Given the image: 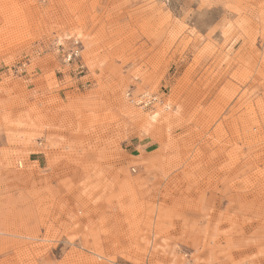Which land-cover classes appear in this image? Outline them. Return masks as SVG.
<instances>
[{
    "label": "rangeland",
    "instance_id": "1",
    "mask_svg": "<svg viewBox=\"0 0 264 264\" xmlns=\"http://www.w3.org/2000/svg\"><path fill=\"white\" fill-rule=\"evenodd\" d=\"M0 264H264V0H0Z\"/></svg>",
    "mask_w": 264,
    "mask_h": 264
},
{
    "label": "built area",
    "instance_id": "2",
    "mask_svg": "<svg viewBox=\"0 0 264 264\" xmlns=\"http://www.w3.org/2000/svg\"><path fill=\"white\" fill-rule=\"evenodd\" d=\"M71 43V47L67 50H64L63 47L58 48V50H62L61 58L64 63L76 62L79 58H81V42L79 41V39H72ZM133 100L136 101L139 105L148 106L156 100V97L141 94Z\"/></svg>",
    "mask_w": 264,
    "mask_h": 264
},
{
    "label": "bare ground",
    "instance_id": "3",
    "mask_svg": "<svg viewBox=\"0 0 264 264\" xmlns=\"http://www.w3.org/2000/svg\"><path fill=\"white\" fill-rule=\"evenodd\" d=\"M79 35V32H78V34H77V36ZM159 109V108H158ZM160 111H158L157 109H154L153 111H151L149 114H148V117L146 118V117H144V119L146 120V128L147 127H149V125H150V123H152L154 120H155V118H157V115H158V113H159ZM135 115V114H134ZM135 116H137V114L135 115ZM139 116H141V115H139ZM149 124V125H148ZM145 128V129H146Z\"/></svg>",
    "mask_w": 264,
    "mask_h": 264
}]
</instances>
